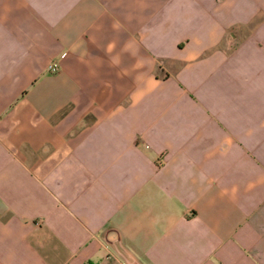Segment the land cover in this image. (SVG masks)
I'll return each mask as SVG.
<instances>
[{
  "label": "crops",
  "instance_id": "crops-1",
  "mask_svg": "<svg viewBox=\"0 0 264 264\" xmlns=\"http://www.w3.org/2000/svg\"><path fill=\"white\" fill-rule=\"evenodd\" d=\"M0 264H264V0H0Z\"/></svg>",
  "mask_w": 264,
  "mask_h": 264
},
{
  "label": "built area",
  "instance_id": "built-area-1",
  "mask_svg": "<svg viewBox=\"0 0 264 264\" xmlns=\"http://www.w3.org/2000/svg\"><path fill=\"white\" fill-rule=\"evenodd\" d=\"M59 63L57 61H52L49 65V69L52 71V72H57L59 70Z\"/></svg>",
  "mask_w": 264,
  "mask_h": 264
}]
</instances>
